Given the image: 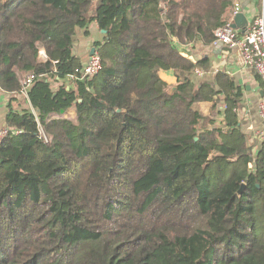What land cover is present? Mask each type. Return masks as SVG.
<instances>
[{"label":"trees","instance_id":"1","mask_svg":"<svg viewBox=\"0 0 264 264\" xmlns=\"http://www.w3.org/2000/svg\"><path fill=\"white\" fill-rule=\"evenodd\" d=\"M234 3L0 0L20 131L0 142V264H264V134L247 142L240 86L179 46L213 44Z\"/></svg>","mask_w":264,"mask_h":264},{"label":"crops","instance_id":"2","mask_svg":"<svg viewBox=\"0 0 264 264\" xmlns=\"http://www.w3.org/2000/svg\"><path fill=\"white\" fill-rule=\"evenodd\" d=\"M235 4H237V2H235L234 5ZM241 5V12L245 14L248 22H251L253 17L258 15L261 11H264V0H242ZM259 6H261L262 9H259ZM233 10L234 8H232L231 23L235 15ZM245 29L246 26L243 27L242 31ZM99 32L100 31H98L96 25H92L91 36L81 41L79 45L83 46L84 50L90 53L92 49L91 43L98 40ZM184 55L189 56L192 60L197 59L200 55L210 56L214 70L225 72L235 79L236 84L240 86L243 93L240 107L237 110L240 127L245 133L249 144L257 143L264 128L263 118L259 113L260 102L264 99V84L260 83L261 81L250 68H247L242 64L239 52L235 49H229L223 45L211 44L205 47L196 46L188 52H185ZM16 97L17 100L13 101L14 108H30L29 101L24 93L18 94ZM8 98V94L0 91V125H5V117L7 113L6 104L8 102ZM21 101L24 102L22 107L20 106Z\"/></svg>","mask_w":264,"mask_h":264},{"label":"built area","instance_id":"3","mask_svg":"<svg viewBox=\"0 0 264 264\" xmlns=\"http://www.w3.org/2000/svg\"><path fill=\"white\" fill-rule=\"evenodd\" d=\"M234 14L242 11V5L237 3L234 5ZM248 21V20H247ZM216 39L214 45H223L229 49H235L239 52L242 64L250 69H254L260 79L264 82V11L253 17L251 22H247L246 29L238 32L231 26V22L215 31ZM101 67V59L96 50L88 55L87 60L83 63L79 78L91 77L95 75ZM201 74V72H199ZM70 79L73 76H69ZM30 78H26L23 82V90L21 93L26 95V89L29 87ZM259 113L264 122V99L259 105ZM20 131L11 129L6 125H0V142L10 133L18 134ZM264 134H260V139Z\"/></svg>","mask_w":264,"mask_h":264},{"label":"rangeland","instance_id":"4","mask_svg":"<svg viewBox=\"0 0 264 264\" xmlns=\"http://www.w3.org/2000/svg\"><path fill=\"white\" fill-rule=\"evenodd\" d=\"M241 1H242V0H235V2L240 3V4H241ZM260 3H261V2H260ZM261 6H262V4H261ZM261 6H259L258 8L260 9ZM261 9H262V8H261ZM179 46H181V48H180V52H181V53H184V54H185V52H188V50H189V47H188V46H185V45H179ZM82 50H84V48H81V51H82ZM194 52H195V51H194ZM194 52H193V53H194ZM86 59H87V58H86ZM85 61H86V60H85ZM85 61H84V62H85ZM162 75H163L164 78H166V79L169 80L170 82H173V77L170 75L169 72H163ZM25 80H26V79L24 78L23 82H24ZM23 97H24V96H23ZM23 104H24V102L21 101V102H20V106L22 107ZM209 106H210V103H199V104L196 105V107H197L202 113H205V114H208V112H209ZM73 114H74V110H73V109H71L70 111H68V112L66 113L67 117H69V118L73 117V116H74Z\"/></svg>","mask_w":264,"mask_h":264},{"label":"water","instance_id":"5","mask_svg":"<svg viewBox=\"0 0 264 264\" xmlns=\"http://www.w3.org/2000/svg\"><path fill=\"white\" fill-rule=\"evenodd\" d=\"M247 18L245 16V14L243 12H238L234 15L233 17V21L231 23V26L233 28H235L238 32H241L243 27H245L247 25ZM104 32V30L102 31ZM73 43L75 44V46L77 45V41L75 38H73ZM94 48L91 49L90 53L89 54H92L94 52ZM243 185H241V188L239 190V193L241 192L242 188H243Z\"/></svg>","mask_w":264,"mask_h":264}]
</instances>
